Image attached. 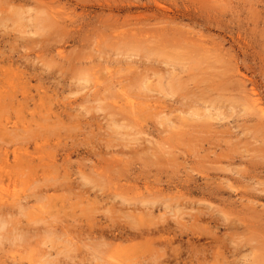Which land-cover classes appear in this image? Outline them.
Instances as JSON below:
<instances>
[{"label":"rangeland","instance_id":"374dc122","mask_svg":"<svg viewBox=\"0 0 264 264\" xmlns=\"http://www.w3.org/2000/svg\"><path fill=\"white\" fill-rule=\"evenodd\" d=\"M263 113L264 0H0V264H264Z\"/></svg>","mask_w":264,"mask_h":264},{"label":"bare ground","instance_id":"6f19581e","mask_svg":"<svg viewBox=\"0 0 264 264\" xmlns=\"http://www.w3.org/2000/svg\"><path fill=\"white\" fill-rule=\"evenodd\" d=\"M131 30V29H130ZM134 30V29H133ZM135 33V32H134ZM118 34H120V33H118ZM136 34V33H135ZM254 102V101H253ZM128 103H131V102H129L128 101ZM135 103V102H134ZM132 105H134V104H132ZM131 105V106H132ZM264 114V113H263ZM46 190V189H45ZM139 192V191H138ZM145 198V197H144ZM6 199V198H5ZM137 199V198H136ZM8 200V199H7ZM10 200H11V198H10ZM137 201H139V200H137ZM142 202H141V205H144L145 206V208L146 209H149L148 210V212H150L149 214L150 215H152L153 214V211L155 210V206H154V203L155 202H153V201H150V199L149 200H147L146 198H145V200H141ZM8 203H9V200H8ZM140 203V202H139ZM132 205V204H131ZM135 205V204H134ZM138 205H140V204H138ZM156 205V204H155ZM142 210V209H141ZM147 212V211H146ZM139 219V218H138ZM140 220V219H139ZM162 221V224H163V220H161ZM161 221H157L158 223H156V225H160L159 223L161 222ZM166 224H167V222H166ZM165 224V225H166ZM142 225H144V226H142ZM165 225H160L161 227L160 228H162L163 230H164V228H165ZM169 225V224H168ZM120 226V225H119ZM133 226V225H132ZM125 227H126V225H125ZM125 227H122V228H120V227H118V228H120V229H125ZM134 227H136L135 228V230L134 231H130V232H127L126 233V235L125 234H119L120 236H118V238L121 240V241H129V240H135V239H137L138 240V238L139 239H141V240H143L142 242H144V244H145V247L147 248V245L148 244H152V245H154L155 244V237L153 236V234H155L156 233V230L159 232L160 230H159V228H156L155 227V220H151V221H149L148 223H146V224H143V222H137L136 223V225L134 226ZM134 227H132L131 228V230L134 228ZM166 227H168V226H166ZM129 228V227H128ZM110 230V229H109ZM119 230V229H118ZM167 230H168V228H167ZM166 231V230H165ZM157 232V233H158ZM160 232H162V230L160 231ZM164 232V231H163ZM167 232V231H166ZM170 232V231H169ZM106 232L105 231H103V232H101V234L102 235H104ZM109 233V232H108ZM115 233V232H114ZM168 233V232H167ZM101 235V236H102ZM106 235V234H105ZM108 236H109V234H108ZM166 236V235H165ZM115 238H117V237H115L114 236V239ZM159 238H161V237H159ZM162 239V238H161ZM119 240V241H120ZM168 243H169V241H167ZM111 243V242H110ZM104 244V243H103ZM106 244V243H105ZM114 245H115V243H113ZM117 244V243H116ZM110 245H112V244H110ZM121 244H117V245H115V246H120ZM150 245H149V247L148 248H150L151 249V247H150ZM151 245V246H152ZM107 246V245H106ZM111 247V246H110ZM112 247H114V246H112ZM136 247H138V246H136ZM137 249V248H136ZM175 249H176V247H175ZM180 253H178V255H179ZM177 257V256H176Z\"/></svg>","mask_w":264,"mask_h":264}]
</instances>
